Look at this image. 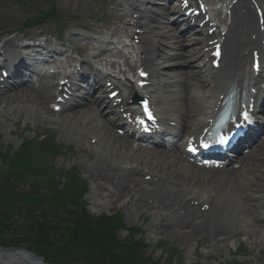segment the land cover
<instances>
[{"label":"bare ground","instance_id":"6f19581e","mask_svg":"<svg viewBox=\"0 0 264 264\" xmlns=\"http://www.w3.org/2000/svg\"><path fill=\"white\" fill-rule=\"evenodd\" d=\"M154 1L157 2L162 0ZM257 1L264 8V0ZM149 2L150 0H145L143 4H149ZM141 3L142 2H140V4ZM141 7H144V5H141ZM231 7L232 9H230ZM246 7L248 8L247 13L243 14V9ZM125 10L126 8L122 6L118 13L120 14ZM227 10H230L232 15L230 25H228L229 19L226 18L227 25L229 26L228 29L224 31L226 28L223 30L218 28L214 35H208L206 39L203 40L200 39L195 45L197 48L195 49L196 51L202 48V52L199 51V53H203L205 59H210V61H212L210 52L206 53L205 50L210 48V42L214 40H224L225 54L221 68L219 70L210 68L207 71H204V68H198L193 74L184 71L180 75L172 77V79L185 80V85L182 92L178 90L179 83L171 87L174 90L169 92V99L165 101V112L156 104L157 101L155 97H151L158 114L162 118L168 115H175L177 117L176 109L179 105L176 101L180 98L189 97L183 116L178 118L181 126L185 124L183 136L179 128L173 127L172 130L170 129L175 139L179 138V146H181L182 139L186 140L190 136L202 134L203 130L207 128L209 122L214 118L221 97L225 95L228 89L236 86L242 88L246 83L251 82L252 73L249 71V67H252L253 63L252 54L254 51H259V49H262L264 54V33L259 32L260 43L249 40L246 37V31L256 30V28L258 31L260 30L257 14L252 10L251 4H248L245 0H239L238 3L234 5V1H232L227 3ZM141 16L142 20L148 18L146 14L141 13ZM160 17L159 15L151 17V21L146 22L147 25H145L143 21L140 22V25H142L140 29L147 32L143 35L142 39L145 43L143 54L146 59H148L147 62H142L141 64L152 73L153 84L162 71L160 65L156 62L159 56V58H163V55H160V53L164 51H162L161 46H158V44L162 42L160 41L161 38H167V34L164 32L159 33L157 30L158 27L165 26ZM207 27L206 25L205 30L202 31L204 34L207 33ZM163 29L169 28L164 27ZM170 30L175 32L174 37L177 39V49H185L184 43L187 39L185 35L177 32L173 27ZM191 32L192 30L189 31V33ZM223 32H225L224 35ZM17 41L18 38L6 42L2 50L10 57L7 65L11 69L13 77L16 80H22L23 71L27 68L22 64V60L25 59V56L22 53V49H20L21 42ZM241 41H243V43ZM120 45H122V43ZM109 46V44H103V47H106V49L100 50L98 48L95 56L107 52L113 57L115 51L111 50ZM172 48L176 49L175 47ZM119 55L125 57L123 52H119ZM193 56V52L188 51L184 53L182 59H190ZM165 60L169 59L166 58ZM129 62L131 61L128 60L127 63ZM86 64L89 65V62H86ZM184 65H188V68L192 70L196 69V65L193 63L184 62ZM106 67L107 69L109 68L108 65ZM88 72L101 80H104L106 74H103V72H94L91 67ZM207 72L209 75L204 82L203 75ZM64 78L69 79L67 76ZM43 79L44 76L40 75L39 82ZM261 80H264V77L255 79V90H257V85ZM42 87L43 88L40 89L36 84L28 82L17 87H11L7 90H1L0 106H3L4 102L7 104H24L34 112L40 110L50 115L48 112V105L52 95H55L53 92L54 87ZM152 88L153 87L150 88V91ZM96 89L97 88H95V90ZM80 90L81 88L78 87L77 92ZM95 90L92 88L86 90L88 92L87 96L92 98V103H87L88 105H86V107H91L86 111H79L78 115L83 114V118H78V115L73 112V110L81 108L79 104L69 106L67 103L64 106V110L61 112L60 119L63 127L66 128L67 131L69 130L68 134H71L70 131L74 130L78 135H83L85 141L91 140L90 148L95 153L97 152L96 155L98 158L94 164L95 166L103 165L113 170L115 173L123 175L122 177L117 176L119 179L104 172H95L91 176V181L97 187L96 193L99 201L104 205L115 201L116 206L120 207L124 203H127L128 199L131 197L132 202H134L136 206H139L142 204L140 200L143 199V196L137 192V189H142L144 187L148 192L149 201L152 199L156 200V196L160 193L161 187H163L165 181L169 179L176 183V185H173V190H182L183 202L185 199L188 200L187 206H185L186 210H192L195 216H190L191 220L188 221V218H186L178 224L175 223L176 218L166 216V219H164L162 223H167L168 220H172L173 224L170 225V227L161 224L159 228L160 231L165 232L166 230L169 231L172 228L178 227L184 232L185 230L191 229L197 221L205 219L206 217L213 218L222 216L228 220V223L234 230H236L235 221L238 220L241 224L245 225L246 230H255L258 235H263L264 230L262 228L256 229L251 226L256 216L259 215L263 209L260 203H257V205L255 204L256 199L249 194L252 188L260 187V184L251 182L247 175L240 177L237 175V172H228L227 169L206 170L198 168L184 159L181 154V156L176 159L175 155L165 153V147H163L164 149L162 147H157L161 149V151L159 154H156V152L145 147L144 143H137L136 140L129 136H125L124 138L120 137L117 132L112 130V127L115 126L114 122L105 120L102 115L94 118V115L100 112L101 109L107 105L108 101L102 97L96 99L97 91ZM99 90H106V84L105 86H101ZM259 93L262 94L263 92L260 90ZM7 95L8 99L5 100V96ZM258 98L260 99L261 96L259 95ZM110 104H112V102ZM107 108V112L109 111L111 114L115 113L116 115H121V112L114 111L113 106H107ZM258 108L260 107H256V109ZM262 116H264V112H262ZM92 122L95 123L91 125ZM167 126H169V124H167ZM261 127L263 129L262 136L255 142L252 147L253 150L250 151L249 156L246 155L239 160L240 163H243L242 168H244V170L247 168L248 172H257L264 169V117L261 120ZM93 140L96 141L95 145H92ZM105 148L107 150L106 153L103 151ZM176 150L180 152L181 148H176ZM177 163H179V166H176ZM245 164H247V166H245ZM241 171H243V169ZM149 175L158 179V181L145 182L143 178ZM123 178L130 179V182L123 180ZM176 193L178 194L179 192L176 191ZM137 196L139 197L138 200H136ZM94 197H96V194ZM177 200H179V197L176 201ZM197 201L199 202V206L191 205V203ZM201 203H210L212 205V209L208 214L201 212ZM179 205L182 204H174L168 210H173ZM142 209L143 208L137 210L136 213L139 214L144 211ZM179 219L181 218L179 217ZM200 233L201 232H197V230L194 229L189 234L182 235V237L185 241L191 242ZM210 233L212 238L218 239L222 237L221 234L223 231L220 229H213L210 230ZM227 241L228 240H224L222 242L228 243Z\"/></svg>","mask_w":264,"mask_h":264},{"label":"rangeland","instance_id":"374dc122","mask_svg":"<svg viewBox=\"0 0 264 264\" xmlns=\"http://www.w3.org/2000/svg\"><path fill=\"white\" fill-rule=\"evenodd\" d=\"M18 1L19 5H14L13 3L11 5L9 3H4L3 0H0V33L7 31H13V33H16L23 26V21L27 16L38 15L37 9L44 10L50 8L51 10V7L54 6L57 10V13L61 15V18L64 20L66 25V23L69 24L72 21L81 23L82 21L77 19L81 16L101 15V13L98 12V9H101V12H104L103 7L107 3V0H54L51 3H45V0ZM105 14L110 15L111 12L107 11ZM165 22H168V17ZM89 25L93 27H100L102 29H108L107 27H103L102 24L95 25L93 23H89ZM113 25L114 22H111V27ZM120 27L121 25L118 23L115 28L118 29ZM58 30L59 27H56L55 24L52 23L48 27L46 26L37 30L33 29L25 33L30 37H35L40 33H45L47 37L49 35V38L54 39ZM78 34L81 35V37L83 36L82 33ZM15 35L18 38L22 37L17 36V34ZM107 38L108 35H105L104 37H94L97 43H100L101 40H106ZM187 44H190V41H188ZM65 49H69L67 44L63 50ZM200 62L201 61H198V64H201ZM170 74L171 73L168 71L165 73V75ZM157 95L161 98L165 97L164 93H158ZM6 98L8 99V97H5V99ZM19 105L14 103L7 104L4 102L3 106H0V135L3 137L2 143L5 145H12L15 150L20 146L23 137H34L37 130L45 129L46 126L49 125L41 118L42 113L34 112L24 104ZM50 126L55 127L54 122L53 124H50ZM55 133L58 136L59 141L61 140L62 142L66 143V149L67 146H74L75 152L77 151L74 158L69 159L68 157L63 158V160L60 159L56 164L58 169L68 170L76 163L75 165L79 170L80 166L81 171L79 172L81 173L82 177L88 178V182L92 188V193L88 198V202L90 204V213L99 216L107 212L106 209L104 210L105 205H103L101 201L94 200L93 192L96 189H94V185L90 181V172L95 170L102 171L103 169V167H93L90 165H93L95 160L98 159L96 155L97 152L95 153L89 147V144L85 143L83 139H64V136L67 134L64 129L58 130ZM103 151L106 153V148ZM248 178L251 182L260 184V187H254L250 194L253 197H256L259 201L264 202V170L257 171L252 175H248ZM144 199H148L147 193H145ZM159 203H162V200H159L157 203H155V206ZM133 205L134 204L132 202H129L124 203L122 206L117 208L113 202L108 206V213L114 215L118 212H122L125 216L127 228L142 229L143 233L140 235V237L145 238L147 244H151L153 240H166L172 242L173 246L181 247L184 251V258L182 260H180L181 257H178V259L171 261L163 251H157L155 248L148 249L146 251V256L152 257V259L155 261H161L162 264H234L233 262L236 261H238L239 264H264V233L263 235H258L255 230L246 231L245 228H242L238 223L236 224V227L239 229L240 235L234 240V242L232 241V243L214 245L206 235L200 238L198 242H193L190 244L192 245L190 247V245L184 243V240L182 241L181 238L169 239L166 236H161L154 231L155 226L159 223L156 222V218L159 216L160 211H157L153 204L151 207H145V210L139 214H137L136 211L140 210L141 208H134ZM252 225L256 227V229L262 228L264 230V212L263 216L255 219ZM214 227L227 231L229 230V224L227 221H206L205 219V231H209ZM127 235L128 233L126 230L124 232H120L121 239L126 238ZM17 247L26 248L27 245L20 243V245Z\"/></svg>","mask_w":264,"mask_h":264},{"label":"trees","instance_id":"16d2710c","mask_svg":"<svg viewBox=\"0 0 264 264\" xmlns=\"http://www.w3.org/2000/svg\"><path fill=\"white\" fill-rule=\"evenodd\" d=\"M30 151L31 146L22 153L11 156L9 153H2L0 148V160L9 164L10 169L0 171V238L4 240L0 243L1 246L28 243L33 253L48 258L49 262L55 264L54 261L70 262L73 258L90 264H147L139 253L141 245L131 246L118 240L117 231L122 225L116 219H94L83 208L63 217L56 215L57 219L50 218L53 214L50 215V209L46 208L41 218L35 216L39 206L45 207L48 199L39 194L19 198L14 193L16 188L13 184L15 181L24 183L31 176L37 175L32 168L29 169L30 159L25 156V152ZM45 177L54 182V175L48 174ZM17 205L22 206L21 211L25 212L27 205L29 209L26 212V222L16 228L9 221L11 216L17 214ZM11 228L18 229L24 237L17 239L7 236V231Z\"/></svg>","mask_w":264,"mask_h":264},{"label":"water","instance_id":"95a60500","mask_svg":"<svg viewBox=\"0 0 264 264\" xmlns=\"http://www.w3.org/2000/svg\"><path fill=\"white\" fill-rule=\"evenodd\" d=\"M17 258L26 261L27 264H44L42 260L37 259L26 251L14 252L13 254H8V256L0 252V262L2 264H14Z\"/></svg>","mask_w":264,"mask_h":264},{"label":"snow or ice","instance_id":"6c2138e0","mask_svg":"<svg viewBox=\"0 0 264 264\" xmlns=\"http://www.w3.org/2000/svg\"><path fill=\"white\" fill-rule=\"evenodd\" d=\"M216 55H217V56L220 55L219 51L216 52ZM257 67H259V65H257ZM141 75L143 76L144 73L142 72ZM145 108H147L146 103H145ZM149 118L151 119L150 113H149ZM243 118H244L245 121H249V114H248L247 111H245V112L243 113ZM236 127H237V128H240L241 125H240V124H237ZM216 143L219 144V145H226V144L229 143V138H228L227 136H221V137H219V139L216 140ZM201 146H202V147H205V148L210 147V145L207 144V143H204V144H202ZM190 150H191V151H196V148L193 147V148H191Z\"/></svg>","mask_w":264,"mask_h":264}]
</instances>
